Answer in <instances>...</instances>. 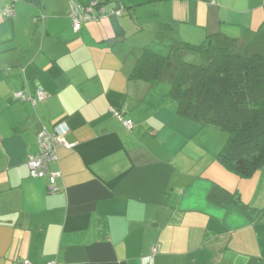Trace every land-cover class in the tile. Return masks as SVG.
Listing matches in <instances>:
<instances>
[{
  "label": "crops",
  "instance_id": "obj_1",
  "mask_svg": "<svg viewBox=\"0 0 264 264\" xmlns=\"http://www.w3.org/2000/svg\"><path fill=\"white\" fill-rule=\"evenodd\" d=\"M91 1L20 0L7 16L0 0V264H141L153 246L155 264H264V169L228 170L217 128L177 114L173 62L157 83L131 76L144 48L175 40L264 55V0H96L105 15L73 31L70 3ZM38 88L36 104L14 96ZM60 126L75 146L57 147L51 192L27 159ZM214 186L258 214L212 203Z\"/></svg>",
  "mask_w": 264,
  "mask_h": 264
},
{
  "label": "trees",
  "instance_id": "obj_2",
  "mask_svg": "<svg viewBox=\"0 0 264 264\" xmlns=\"http://www.w3.org/2000/svg\"><path fill=\"white\" fill-rule=\"evenodd\" d=\"M211 39L199 45L175 40L168 55L144 48L131 76L154 84L173 62L176 68L169 94L177 103V114L224 131L227 139L217 160L240 177L250 178L264 169V55L212 46ZM187 50L199 52L203 61H185L181 54ZM208 198L217 205L234 203L245 214L259 212L237 192L220 186H214Z\"/></svg>",
  "mask_w": 264,
  "mask_h": 264
},
{
  "label": "built area",
  "instance_id": "obj_3",
  "mask_svg": "<svg viewBox=\"0 0 264 264\" xmlns=\"http://www.w3.org/2000/svg\"><path fill=\"white\" fill-rule=\"evenodd\" d=\"M20 0H12V3L2 9L3 13L7 16L15 15L14 2ZM123 8L114 10L116 15H121ZM105 8L98 1H91L84 5L80 3L71 2L69 7V16L72 22V29L78 32L82 25L87 22L96 21L105 15ZM14 96L18 100H29L32 104H36L40 101H44L47 98V93L38 88L34 95L26 93L24 90H18L14 92ZM113 114L121 119L126 128H133V122L131 120H125L122 113L117 109H111ZM38 152L30 155L27 159V164L30 169V173L36 178H47L49 180V189L51 192L56 191V180L59 176V172L52 171L50 169V163L57 159V147L63 146L67 149H71L75 146V143L69 141L65 137V129L60 126L54 130H48L43 128L37 134ZM158 252V246H153L149 254L141 258V264H155V255ZM25 264H31L29 260L24 262ZM47 264H60L57 259L50 260Z\"/></svg>",
  "mask_w": 264,
  "mask_h": 264
},
{
  "label": "rangeland",
  "instance_id": "obj_4",
  "mask_svg": "<svg viewBox=\"0 0 264 264\" xmlns=\"http://www.w3.org/2000/svg\"><path fill=\"white\" fill-rule=\"evenodd\" d=\"M156 52V51H155ZM195 55H197V56H199L200 57V54H199V52H197V51H195ZM186 60V59H185ZM187 62H190V63H194L193 61H188V60H186ZM202 62V61H201ZM200 61H198V63H194V64H200L201 63ZM212 131H216L215 133V137H218V138H220V140H221V138H222V143H221V145H220V147L222 148V146L224 145V143L226 142V139H227V134L224 132V131H222V130H220V129H212ZM210 135V137H211V134H209Z\"/></svg>",
  "mask_w": 264,
  "mask_h": 264
}]
</instances>
